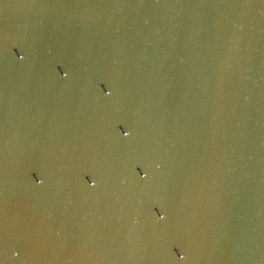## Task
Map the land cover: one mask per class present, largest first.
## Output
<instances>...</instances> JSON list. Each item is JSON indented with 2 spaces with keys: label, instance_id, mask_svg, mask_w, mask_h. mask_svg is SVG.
Masks as SVG:
<instances>
[{
  "label": "water",
  "instance_id": "obj_1",
  "mask_svg": "<svg viewBox=\"0 0 264 264\" xmlns=\"http://www.w3.org/2000/svg\"><path fill=\"white\" fill-rule=\"evenodd\" d=\"M0 264H264V0H0Z\"/></svg>",
  "mask_w": 264,
  "mask_h": 264
}]
</instances>
